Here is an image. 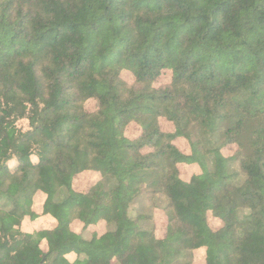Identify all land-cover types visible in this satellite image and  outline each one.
<instances>
[{"label": "trees", "instance_id": "1", "mask_svg": "<svg viewBox=\"0 0 264 264\" xmlns=\"http://www.w3.org/2000/svg\"><path fill=\"white\" fill-rule=\"evenodd\" d=\"M197 250L264 264V0H0V264Z\"/></svg>", "mask_w": 264, "mask_h": 264}, {"label": "rangeland", "instance_id": "2", "mask_svg": "<svg viewBox=\"0 0 264 264\" xmlns=\"http://www.w3.org/2000/svg\"><path fill=\"white\" fill-rule=\"evenodd\" d=\"M92 106V104H91ZM131 129V128H130ZM128 130L129 132H131V130ZM213 138V137H212ZM235 169V168H234ZM198 168L196 166H181V175L184 177V178H187L192 172L194 171H197ZM92 177H90L88 174H85V175H82L79 177L78 179V182L77 185H79L78 187H81L83 188L84 186H86L87 184H89L91 182V179ZM143 201L144 203H146L147 198L144 196L143 197ZM156 199V197H155ZM154 201H156L157 203L161 202V198H158ZM42 198L41 197H36V200H35V203H34V207L37 209V210H40V202H41ZM153 201V200H152ZM143 205H140V204H137L135 205V210H139V211H147L144 207H142ZM158 215L156 214V217ZM158 222H160V220H158ZM52 223V219H50L49 217H43V216H39L37 217L36 219L34 220H29V219H25V222H24V228L27 229V230H34V229H37V228H40V227H48L50 226ZM159 225L161 226V223H159ZM158 226L157 228V234H161L162 233V227ZM73 227L77 230V229H80V225L77 224V223H73ZM94 227H91V229H93ZM96 228V227H95ZM96 229H99L101 231L102 229V226L101 228H96ZM86 236H89L88 234H86ZM202 257H203V250H197L195 251L194 253V263L195 264H203L202 262Z\"/></svg>", "mask_w": 264, "mask_h": 264}]
</instances>
